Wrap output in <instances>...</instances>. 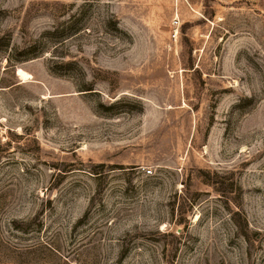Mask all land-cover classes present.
<instances>
[{
  "label": "rangeland",
  "instance_id": "1",
  "mask_svg": "<svg viewBox=\"0 0 264 264\" xmlns=\"http://www.w3.org/2000/svg\"><path fill=\"white\" fill-rule=\"evenodd\" d=\"M0 264H264V0H0Z\"/></svg>",
  "mask_w": 264,
  "mask_h": 264
},
{
  "label": "trees",
  "instance_id": "2",
  "mask_svg": "<svg viewBox=\"0 0 264 264\" xmlns=\"http://www.w3.org/2000/svg\"><path fill=\"white\" fill-rule=\"evenodd\" d=\"M83 90H91V88H85V89H83Z\"/></svg>",
  "mask_w": 264,
  "mask_h": 264
},
{
  "label": "built area",
  "instance_id": "3",
  "mask_svg": "<svg viewBox=\"0 0 264 264\" xmlns=\"http://www.w3.org/2000/svg\"><path fill=\"white\" fill-rule=\"evenodd\" d=\"M147 172H150V170H147Z\"/></svg>",
  "mask_w": 264,
  "mask_h": 264
},
{
  "label": "bare ground",
  "instance_id": "4",
  "mask_svg": "<svg viewBox=\"0 0 264 264\" xmlns=\"http://www.w3.org/2000/svg\"><path fill=\"white\" fill-rule=\"evenodd\" d=\"M22 77H23V75H22Z\"/></svg>",
  "mask_w": 264,
  "mask_h": 264
}]
</instances>
